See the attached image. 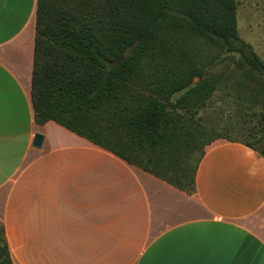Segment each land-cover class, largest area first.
Masks as SVG:
<instances>
[{
  "label": "crops",
  "instance_id": "obj_1",
  "mask_svg": "<svg viewBox=\"0 0 264 264\" xmlns=\"http://www.w3.org/2000/svg\"><path fill=\"white\" fill-rule=\"evenodd\" d=\"M36 4L0 0V227L12 263L264 264L259 149L212 142L187 194L52 121L36 124Z\"/></svg>",
  "mask_w": 264,
  "mask_h": 264
},
{
  "label": "trees",
  "instance_id": "obj_2",
  "mask_svg": "<svg viewBox=\"0 0 264 264\" xmlns=\"http://www.w3.org/2000/svg\"><path fill=\"white\" fill-rule=\"evenodd\" d=\"M217 94L244 138L226 140L258 149L264 61L239 37L237 0H37L36 124L191 194L204 148L221 139L200 115ZM1 234L0 264H13Z\"/></svg>",
  "mask_w": 264,
  "mask_h": 264
},
{
  "label": "rangeland",
  "instance_id": "obj_3",
  "mask_svg": "<svg viewBox=\"0 0 264 264\" xmlns=\"http://www.w3.org/2000/svg\"><path fill=\"white\" fill-rule=\"evenodd\" d=\"M237 24L239 37L251 45L254 52L264 61V0H237ZM235 113V108L231 104L224 103L217 94L209 108L202 110L200 115L206 126L215 127L218 130L217 134L221 136V139L217 140L242 139L243 137L240 138L237 133L239 129L235 126L240 120L239 115ZM248 125L245 126L249 127ZM259 137H261V143L256 144L258 149L264 146V132L256 138ZM1 231L0 227V236H2Z\"/></svg>",
  "mask_w": 264,
  "mask_h": 264
},
{
  "label": "water",
  "instance_id": "obj_4",
  "mask_svg": "<svg viewBox=\"0 0 264 264\" xmlns=\"http://www.w3.org/2000/svg\"><path fill=\"white\" fill-rule=\"evenodd\" d=\"M119 60H121V58ZM42 140H43L42 136L39 134H36L34 137L33 146L37 148L40 147Z\"/></svg>",
  "mask_w": 264,
  "mask_h": 264
}]
</instances>
